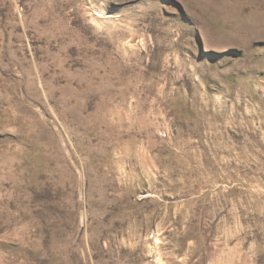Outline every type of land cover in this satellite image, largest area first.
Wrapping results in <instances>:
<instances>
[{
    "label": "rangeland",
    "instance_id": "374dc122",
    "mask_svg": "<svg viewBox=\"0 0 264 264\" xmlns=\"http://www.w3.org/2000/svg\"><path fill=\"white\" fill-rule=\"evenodd\" d=\"M0 264H264V0H0Z\"/></svg>",
    "mask_w": 264,
    "mask_h": 264
}]
</instances>
